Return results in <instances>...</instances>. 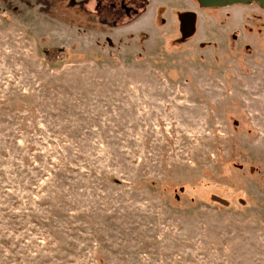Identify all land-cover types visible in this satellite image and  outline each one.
Instances as JSON below:
<instances>
[{"label": "rangeland", "instance_id": "1", "mask_svg": "<svg viewBox=\"0 0 264 264\" xmlns=\"http://www.w3.org/2000/svg\"><path fill=\"white\" fill-rule=\"evenodd\" d=\"M118 1L0 0V264H264V6Z\"/></svg>", "mask_w": 264, "mask_h": 264}, {"label": "water", "instance_id": "2", "mask_svg": "<svg viewBox=\"0 0 264 264\" xmlns=\"http://www.w3.org/2000/svg\"><path fill=\"white\" fill-rule=\"evenodd\" d=\"M198 5L202 7L224 6L228 4H242L249 2H258L264 6V0H197ZM178 20L180 23V33L182 40L190 36L195 30L196 14L193 11H185L178 13Z\"/></svg>", "mask_w": 264, "mask_h": 264}, {"label": "flooded vegetation", "instance_id": "3", "mask_svg": "<svg viewBox=\"0 0 264 264\" xmlns=\"http://www.w3.org/2000/svg\"><path fill=\"white\" fill-rule=\"evenodd\" d=\"M110 4H111L110 7L114 8L115 2L114 3L111 2ZM118 6H119L118 9L121 10L125 16H129L132 12L136 13L138 11L135 5L126 3L124 0H119Z\"/></svg>", "mask_w": 264, "mask_h": 264}]
</instances>
